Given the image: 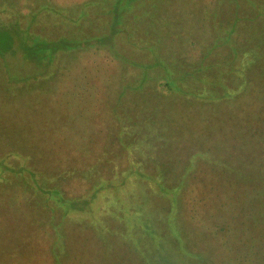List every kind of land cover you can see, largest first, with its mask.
Returning a JSON list of instances; mask_svg holds the SVG:
<instances>
[{
	"label": "trees",
	"instance_id": "trees-1",
	"mask_svg": "<svg viewBox=\"0 0 264 264\" xmlns=\"http://www.w3.org/2000/svg\"><path fill=\"white\" fill-rule=\"evenodd\" d=\"M1 5L10 14L0 17V55L20 48L24 59L44 69L39 81L30 77L25 84L45 83L37 88L49 101L43 102L50 109L57 98L60 103L52 122L67 121V131L59 133L65 139L59 147L45 146L44 135L30 144V135L23 134L22 145L1 153L6 160L18 157L22 173L24 164L41 158L36 162L48 161L53 174L0 175V189L27 191L14 210L4 201L0 227L6 218L40 234L38 228L52 222L72 227L78 220L73 214L96 226L89 216L102 209L112 188L125 192L118 201L139 203L126 195L129 175L145 180L146 187H164L165 175H232L248 186L234 194L235 206L219 210L224 220L206 214L202 231L211 238L212 230L231 232L234 224L250 254L227 257L212 250L201 259L264 264V0H0ZM83 78L97 80L86 94ZM63 82L78 88L65 92ZM70 92L77 105L72 111L65 95ZM88 101L94 103L90 109L84 106ZM184 106L206 117V125L168 129L164 112L181 115ZM27 121L31 126L32 118ZM184 130L204 132V141L187 144L185 158L174 160L171 153L173 160L162 161L173 133ZM3 134L8 133L0 130V138ZM66 140L75 145L72 153ZM7 165L0 164L12 172L15 166ZM181 212L182 227L194 229L195 214ZM134 219L139 230L142 215ZM182 227L173 228L174 234L184 233ZM48 229L44 243L56 240ZM52 245L47 252L53 255L58 250Z\"/></svg>",
	"mask_w": 264,
	"mask_h": 264
},
{
	"label": "rangeland",
	"instance_id": "rangeland-1",
	"mask_svg": "<svg viewBox=\"0 0 264 264\" xmlns=\"http://www.w3.org/2000/svg\"><path fill=\"white\" fill-rule=\"evenodd\" d=\"M75 1L80 2V0ZM6 14H10L9 8L1 5L0 17ZM103 52V50L98 51V53ZM42 70L44 69L36 66L33 61L24 59L20 48H16L14 52H6L4 56L0 55V130H5V133H8L1 135L0 138L1 159L3 151L9 152L23 144V142H20L21 139L23 140V134L30 135L32 138L30 144H37L39 141V139L37 140L38 136L42 135L48 140L45 146L53 144L59 147L65 143L64 136H60L59 133L67 131V129H64L67 121H61V123L52 122V115L54 116L53 120H56L54 109L60 107V103L56 102L60 94L55 95L57 99L56 101L54 100L52 109H50L47 104L49 101L44 99L47 103L43 102L40 91L37 89L44 87L45 83L40 82L34 87L32 86L35 83L25 84L28 80L39 81L42 77ZM71 73H68V75H71ZM8 74L11 79L8 78ZM30 77L34 78L28 79ZM12 80L18 82L15 83ZM93 81H96L97 84L96 78H83L82 90H84L85 94L89 89V84ZM74 83L70 86L64 82L61 83L62 86H65L62 90L66 92L68 89H77L78 87H75ZM65 95L70 96L67 97L68 101L73 98L71 97V92ZM30 97L32 98L30 99ZM174 98L176 100L178 98L181 102V96ZM70 102H72L70 103L72 111L77 105L76 101L70 100ZM92 104H94L93 101H88L84 106L90 109ZM45 105L50 109L49 113ZM34 107L38 112H32ZM14 109L19 111H13ZM182 109L183 113L181 115H176L170 110H166V113L164 112L166 116H169L166 119L169 124L168 129H174L175 125H188L190 127L206 125V117L198 116V112L192 111L186 106ZM28 117L32 118L31 126H25L28 123ZM82 127L83 124L79 123L77 129ZM195 132L184 130L173 133L172 139H175L162 154V161L167 162L172 159L171 153H174L176 158L174 160L180 157L185 158L184 147L189 143H201L203 140L204 132ZM68 143L70 146L69 152L72 153L71 151L75 148V145L73 142ZM162 146L166 147L165 144H162ZM17 158L11 156L8 160L0 159L1 165L8 164L6 167L15 166L10 173H5V169L2 170L3 168L0 166V175L36 174L38 178V175L53 174L46 166L49 163L48 161L36 162V160L41 158H35L34 162L28 161L29 167L24 164L23 170L25 171L22 173L19 163L16 162ZM22 159L21 161L25 160L24 158ZM184 160L181 159L178 163H182ZM100 177L102 175H97L98 181H100ZM89 178L94 179L96 175H89ZM143 181L145 180H138V176L135 179L132 175H129L125 186L126 195L133 199L134 202L139 200L138 204L136 202L131 204L129 202L124 203L122 197L118 201V196L124 195L125 192L120 189L119 193L118 190L115 191L112 188L109 193V200L105 201L106 204H102V209L98 213H94L93 216H89L90 220L97 224L96 226H89L78 214H73L71 217L78 220L71 223L72 227L66 222H52L47 228L46 226L38 228L40 231L42 230L38 234L34 228L23 227V223L18 221L9 223L8 219H3V223L1 222L2 227H0L2 228L0 229V264H22L26 260L29 261L26 264H77V262L78 264H203V262L207 261L206 259H201V256L212 250L215 255L222 253L223 256L226 255L227 257L247 256L249 252L246 250V245H243L242 233L240 229H236V225L230 224L231 232L220 231L217 234L214 233L211 227V238L208 235H204L202 230H206L205 228L208 226L206 214L212 213L216 221L217 217L222 218L219 210L235 206L233 204L234 194H243L248 182H237V179L232 175H165L164 187L154 184L146 187V184H142ZM85 183H88V181L86 180ZM5 188L9 187L0 189V212L5 209L4 201H7L8 209H16L17 201L19 203L20 197L23 194L25 197L26 193L24 192H27L23 187H19L16 191L14 189L7 191ZM76 188L77 186L73 190H76ZM120 206L127 208V211L123 213L119 209ZM128 207H130L129 210ZM189 210L191 211L190 213L193 212V215L195 214L197 217V220H195L197 224L193 225L194 229L192 230L182 227L181 224L183 219L181 211L188 213ZM4 215L5 213H0V217ZM140 215H142V220L137 227L141 230H136L134 228L136 225L134 218ZM225 220L227 223V218ZM178 224L184 231V233L179 235L174 234L172 230L177 228ZM49 227L52 228L50 232L55 233L53 236L56 240L50 239L49 242L44 243L47 238V233L45 232H49ZM9 231L13 232L10 234ZM58 234L63 235L58 236ZM210 242L212 244H208ZM55 243L57 244L56 248L54 247ZM48 244L49 247L53 244V249L58 250L54 252L56 254L52 255L47 252ZM11 246L13 247L12 249H10ZM75 261L77 262L75 263Z\"/></svg>",
	"mask_w": 264,
	"mask_h": 264
}]
</instances>
